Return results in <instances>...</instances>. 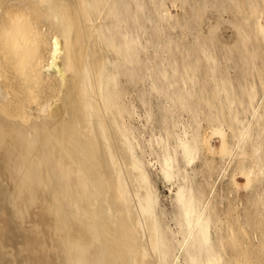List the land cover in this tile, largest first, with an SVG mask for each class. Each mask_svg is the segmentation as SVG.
I'll list each match as a JSON object with an SVG mask.
<instances>
[{"label": "bare ground", "instance_id": "6f19581e", "mask_svg": "<svg viewBox=\"0 0 264 264\" xmlns=\"http://www.w3.org/2000/svg\"><path fill=\"white\" fill-rule=\"evenodd\" d=\"M224 1L0 0V264H264V231L254 256L250 220L220 226L214 186L198 179L197 162L218 154L222 178L240 158L242 187L264 180V79L237 106L217 50L203 45L216 27L212 40L198 29L209 8L225 14ZM246 6L229 22L244 46L254 36L264 51V2ZM177 23L199 24L204 43L183 44L181 65L175 52L152 66L148 45L172 53L167 30ZM195 51L218 105L197 96L211 84L187 58Z\"/></svg>", "mask_w": 264, "mask_h": 264}, {"label": "rangeland", "instance_id": "374dc122", "mask_svg": "<svg viewBox=\"0 0 264 264\" xmlns=\"http://www.w3.org/2000/svg\"><path fill=\"white\" fill-rule=\"evenodd\" d=\"M212 1V0H211ZM213 1H215V0H213ZM236 0H234L233 1V3L231 2V1H229V0H226V1H224L223 3H226V2H230L229 4H231L232 6H229L228 8L229 9H226V11L224 10V12H225V14L223 15V12H221V11H219V10H216V8L214 9L213 7V9L211 8V10H210V8L208 9V11L206 12V14L204 15V19L202 18V19H197V21H200V22H202V23H199V22H197V23H199V24H201L199 27H198V29L199 30H201V28H202V32H203V34H202V32L201 31H199V30H197V26L199 25H197V23L195 24V26H196V29H194L195 30V32L193 31V30H189L188 28H186V29H188V30H186L185 29V27L184 28H179V25L180 24H178V25H175L173 28H172V30L171 29H169L170 31H168L167 30V32H169V35L171 36H169L168 38L170 39L168 42H170L171 41V48H172V50L174 51H172V53H171V49L170 48H164V49H166V51H164V57H162V56H160V54H157L156 52H155V50H154V48H153V46H152V44H149L148 45V48L146 49L147 50V53H148V55H149V57H150V59H151V64H152V66H154L156 63H158V62H160L162 59L164 60V61H167L169 58H168V54H169V57H171V55L173 56V53H174V55H175V52H177V56H179V58L177 57V59L179 60V65H181V62H182V64H183V55H179V53H181L182 51H180L181 50V48L183 49V44H186L185 46H187V47H194L195 45H192V44H194V43H197V42H199L200 43V41H202L201 40V38L200 37H198V36H201L200 35V33L199 32H201V34H202V36L203 37H205V36H207L208 38H210V37H212L211 38V40L214 38L213 36H210V35H213L214 33L213 32H215V38H217V40L214 38V44H210V46H209V44L208 45H206V44H203L202 42V44L203 45H205L206 47L208 46V49H214L213 51H214V54L216 55V51L215 50H217V56H216V60H218L217 62H218V64H220V65H218V67L220 66V70L221 71H218V74L220 75L221 74V72H222V75L223 76H226V80L228 81V83H226V84H229V85H231L232 87H233V92L234 93H236V98H238V97H240V98H238L237 99V106H238V103H239V107H240V105H242L241 103H240V100L239 99H242V100H244V98L246 99V97H247V95L248 94H246V93H248V90L249 89H247V87H248V85L250 86V84H252V82H254L255 83V85L257 86L256 87V90L258 89V91H257V93H258V95H260L262 92H263V88H262V81H263V79H264V74H263V71H264V58H262L263 56H264V51H261V48H260V45H258L259 46V48L257 47V44H259L257 41H259L258 39H256V38H254V36H251V37H253L250 41H249V39H247L246 41H245V43H246V47H247V49H248V53L249 52H251V54H252V56H254V53H256L257 55L255 56V57H253L252 58V56L249 58V54L246 52V50L244 49L245 48V46H244V42H242L241 43V41L239 40H237V39H239L240 38V36L238 35V37H236V33H237V29H236V26L234 27V25H233V22H229V21H231L230 19H231V17H233V14H235V17L237 16V13H238V15L240 16L241 15V13H239L240 12V10L242 11V10H245V7H247L246 5H247V1H245V2H243V0H237L238 1V3H240L239 4V6L238 7H236L237 5H234V4H236V3H234ZM261 1H263L264 2V0H261ZM209 2H210V0H209ZM244 4L245 5V7L242 5V4ZM211 4V6H216L217 5V3L215 4V5H212V3H210ZM210 6V7H211ZM234 6V7H233ZM240 7H242V8H240ZM177 8V7H176ZM175 7H172V10H173V12L174 13H177V14H183L182 16L180 15V17L179 18H182L183 16H184V13H182L183 11L182 10H179L180 8H177L176 9ZM233 8V10H231ZM234 8H235V10H234ZM240 8V9H239ZM228 10V11H227ZM231 10V11H230ZM217 11H219V12H217ZM234 11H236V12H234ZM217 12V13H216ZM230 13V14H228V13ZM215 13V14H214ZM214 14V15H213ZM220 14V15H219ZM218 15L220 16V18H221V15H222V18H221V20L223 19V17H228L227 19L226 18H224L225 19V21L223 20V22H226V21H228L227 23H229V24H227V23H223L221 20H220V22L222 23V24H220L219 25V17H218ZM225 15H228V16H225ZM229 15H231V16H229ZM239 16H237V17H239ZM229 19V20H228ZM202 20H205V21H202ZM216 21L218 22V25L220 26V27H217L218 25L216 24ZM214 24L216 25V26H214ZM233 25V26H232ZM178 26V27H177ZM212 26V27H211ZM232 26V27H231ZM176 27V28H175ZM213 27H216V28H214V29H211V28H213ZM228 29H227V28ZM219 28V29H218ZM233 30H232V29ZM225 29V30H224ZM214 30V31H213ZM175 31V32H174ZM193 31V32H192ZM197 31H199V32H197ZM209 31H213L212 33L213 34H211V32H209ZM172 35H171V34ZM180 33V34H179ZM197 33H198V35H197ZM204 33H206V35L204 34ZM235 35H234V34ZM180 36H179V35ZM210 34V35H209ZM239 34V33H238ZM174 35V36H173ZM219 35V36H218ZM172 36H173V38H172ZM179 38H178V37ZM182 36V37H181ZM186 36V37H185ZM196 36H197V39H196ZM167 38V39H168ZM184 38V39H183ZM186 38V39H185ZM191 38V39H190ZM198 38H200V41H197L196 42V40H198ZM250 38V37H249ZM173 39V40H172ZM178 40H180L181 42H178ZM182 40H184L185 41V43H183L184 41H182ZM190 40V41H189ZM205 40V43L207 42V38H205L204 39ZM234 40H235V42L237 43V42H239V44H238V48L240 49V51L238 52V48H237V44L234 42ZM237 40V41H236ZM253 40H254V42H253ZM194 41V42H193ZM210 41V39L208 40V42ZM230 41V42H229ZM191 42V43H190ZM213 43V41H210L209 43ZM218 42V43H217ZM225 42L228 44H226V45H224L225 44ZM235 44H234V43ZM250 42V43H249ZM217 43V44H216ZM232 45H230V44ZM240 43L242 44V45H240ZM252 43V44H251ZM253 43H255L256 44V46H255V44H253ZM201 44V45H202ZM248 44V45H247ZM261 44V43H260ZM214 45V46H213ZM230 45V47H229V49L227 48L228 46ZM233 45H235V46H233ZM253 46V47H255V49L256 50H260V51H256L254 48H253V51H255V52H252L251 50V48H250V50H249V47L250 46ZM199 46V45H198ZM197 46V47H198ZM244 46V47H243ZM262 46V45H261ZM196 47V48H197ZM210 47H212V48H210ZM233 47H235V50L237 51V53H235L234 51L235 50H233L232 51V48ZM257 47V48H256ZM228 50H227V49ZM230 48H231V50H230ZM242 48V49H241ZM193 49V48H192ZM263 49V48H262ZM150 50V51H149ZM228 51V53H226L227 51ZM244 50V51H243ZM264 50V49H263ZM169 51V52H168ZM226 51V52H225ZM197 52H198V50H197ZM196 51H195V54L193 53V55H191V56H188L187 58H189V59H194V62H195V68H197V69H199V70H197L196 71V74L198 73V74H200V82H201V85H203V86H207V85H209L208 83H209V81H210V84H211V86H208V87H205V88H201V89H203V90H198L197 91V94L200 92V91H202L203 92V97L204 96H207L206 94H208V96H207V98H209L210 96V98H212V101H210V103H212L213 101V103L212 104H217L218 105V102L219 101H216V100H218V98H217V96H218V93L217 94H213L214 92H215V90H213L212 91V89H211V87H212V83H211V80H210V76L208 75V72L206 73V71L205 70H203V67H204V69H205V64L203 63L204 61H203V58H202V53L201 52H199L200 54H198ZM258 52V53H257ZM263 52V53H262ZM247 54V57H248V59L247 58H245V60H244V62L246 63H244L243 61H242V59L243 58H239V54ZM262 53V54H261ZM183 54V53H182ZM197 54L199 55V57L197 56ZM201 55V56H200ZM221 55V56H220ZM195 57H197V58H195ZM219 57V58H218ZM229 57V58H228ZM235 57V58H234ZM240 57H242L241 55H240ZM168 58V59H167ZM233 58V59H232ZM249 60V62L247 61V60ZM260 59V60H259ZM158 60V61H157ZM252 60V61H251ZM181 61V62H180ZM203 63V64H202ZM198 64V65H197ZM256 64V65H255ZM260 64V65H259ZM262 64V65H261ZM204 65V66H203ZM198 66V67H197ZM201 66V67H200ZM257 66V67H256ZM219 70V69H218ZM199 71V72H198ZM204 71H205V73H204ZM225 72V74H223ZM260 73V74H259ZM207 75V76H206ZM209 76V77H208ZM206 77V78H205ZM202 78V79H201ZM204 79V80H203ZM209 80V81H208ZM261 81V82H260ZM203 82H205L204 84H203ZM210 87V88H209ZM206 89H208V90H206ZM205 90L207 91V92H205ZM217 92V91H216ZM201 94V92L197 95L198 97H199V95ZM215 95V96H214ZM217 95V96H216ZM214 96V97H213ZM201 98V97H200ZM209 98V99H210ZM217 98V99H216ZM211 100V99H210ZM154 103H155V107H156V110L158 111V103L156 102L157 100H156V97H154ZM201 101H202V98H201ZM209 103V104H210ZM220 103V102H219ZM208 103H203V101H202V104L201 105H203V107H209V104L207 105ZM205 105V106H204ZM211 105V104H210ZM241 108V107H240ZM248 113L249 112H244V110H242V112H241V116H245V115H248ZM202 115L204 116L205 115V112L203 111V113H202ZM261 121H263L262 123L264 124V120L262 119ZM206 123V122H205ZM205 123H203V126L201 127V129L203 130V132H206V133H208L209 131H210V129L208 128V126H207V124H205ZM209 130V131H208ZM212 142H213V144L217 147V146H219V144H220V142H219V138H214L213 140H212ZM263 145H264V141H263ZM263 150H264V147H263ZM212 158H214L213 159V164L212 165H206V164H204V161H205V159H204V156L197 162V164H198V166H199V168H200V170H201V173H200V175H199V177H198V179L201 181V179L202 180H204V181H201V182H204V185H205V189L208 191V192H210V190L212 189V187L214 186V192H212V196H214L213 197V200L215 201L214 203H215V205L216 206H214V209L215 210H213V211H215V213H217L216 215H218L220 218L222 217V219H224V218H226L225 220H222L219 224H220V226L222 225H224L225 226V224H226V222L227 221H230V220H232V221H234V222H236L237 221V219L238 218H240V220H250V226H248V230H249V232H250V234L249 235H251L250 236V240H251V243H252V249H251V253H252V255H254L253 253L255 252V255H257L258 257H261V255H260V237H259V233H261L262 232V230L264 231V198H260L261 197V194H262V196H264L263 194H264V191L263 192H260L261 191V189L263 190L264 189V180L262 181V182H256L255 183V189L253 190L252 188H250V187H242V185H243V182H245L246 180V178H245V176L240 172V170H241V166H243V164H242V160H240L239 161V159L240 158H236L237 159V161H232L231 162V165L229 166L230 168H228V170H227V173H226V175L222 178L221 177V175H219V162H218V160L220 159V157H219V155L218 154H215L214 156H211ZM250 157V158H249ZM249 158V159H248ZM248 158L247 159H245V164H249L251 161H250V159H251V156H248ZM242 159V158H241ZM233 163V164H232ZM206 166V167H205ZM211 166V167H210ZM206 169V170H205ZM205 170V171H204ZM211 170V171H210ZM236 172V176H233L234 175V173ZM241 173V174H240ZM233 174V175H232ZM202 175V176H201ZM216 175V176H215ZM218 175V176H217ZM227 176V177H226ZM204 177V178H203ZM208 177V178H207ZM233 177H235V179L237 178V180H238V186L236 187V185L233 183V182H230V181H232V178ZM212 178V179H211ZM225 178V179H224ZM210 179V180H209ZM229 179V180H228ZM231 179V180H230ZM221 180V181H220ZM209 181V182H208ZM206 182H208V183H206ZM157 183H158V187H159V190H160V192H161V195H162V202H164L163 204H165V205H167V206H169L170 207V203H169V199H168V195H169V191H170V189L165 185V184H163V182L161 181V180H159V179H157ZM209 183H212V184H210L209 185ZM215 183V184H214ZM163 185V186H162ZM165 185V186H164ZM207 185V186H206ZM213 185V186H212ZM258 185V186H257ZM260 186V187H259ZM209 189V190H208ZM220 189V190H219ZM259 191V192H258ZM214 193V194H213ZM257 193V194H256ZM259 196V197H258ZM218 197V198H217ZM260 200H263V201H260ZM261 202H263V203H261ZM217 203V204H216ZM263 204V205H262ZM216 207V208H215ZM221 212V213H220ZM225 216V217H224ZM263 219V220H262ZM225 221V222H224ZM260 221H261V223H260ZM262 221H263V223H262ZM231 222V221H230ZM259 224H261L262 226L261 227H259ZM257 226L259 227L258 228V230H257ZM261 228V229H260ZM254 229V230H253ZM260 230V231H259ZM255 232V233H254ZM254 234H256V235H254ZM254 236H256V237H254ZM252 238H253V242H252ZM255 243V244H254ZM255 245V247H254V245ZM258 247H257V246ZM254 247V248H253ZM259 248V249H258ZM257 249V250H256ZM253 250H254V252H253ZM258 251V252H257ZM254 255V256H255Z\"/></svg>", "mask_w": 264, "mask_h": 264}]
</instances>
